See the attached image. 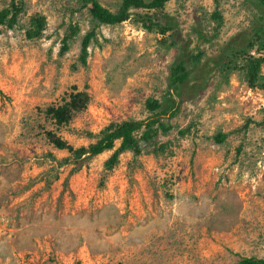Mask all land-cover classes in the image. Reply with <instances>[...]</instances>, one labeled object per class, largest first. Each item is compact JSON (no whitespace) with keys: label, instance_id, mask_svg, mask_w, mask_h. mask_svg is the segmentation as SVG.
<instances>
[{"label":"rangeland","instance_id":"374dc122","mask_svg":"<svg viewBox=\"0 0 264 264\" xmlns=\"http://www.w3.org/2000/svg\"><path fill=\"white\" fill-rule=\"evenodd\" d=\"M10 1L0 0V10ZM21 1L17 23L0 33V264L264 258V87L219 68L231 48L264 27V9L252 0H168L158 15L172 30L147 31L132 16L102 24L82 64L81 38L93 26L88 8L76 0ZM99 2L112 12L121 4ZM37 13L45 26L29 39ZM74 24L78 32L62 52ZM258 48L250 54L264 56ZM179 59L189 75L173 94L178 111L163 118L170 130L156 135L162 150L141 142L139 155L125 151L106 169L118 140L81 163L51 141L52 131L87 148L110 122L147 119L146 99L163 98ZM76 91L88 93L87 105L56 124L46 109ZM219 132L222 142L214 138Z\"/></svg>","mask_w":264,"mask_h":264},{"label":"trees","instance_id":"16d2710c","mask_svg":"<svg viewBox=\"0 0 264 264\" xmlns=\"http://www.w3.org/2000/svg\"><path fill=\"white\" fill-rule=\"evenodd\" d=\"M82 7H87L93 22L92 28L87 31L81 38L79 60L82 64H86L88 56V47L95 37V29L102 24H117L133 17L145 30L156 32L164 35L167 31L172 30V26L168 22H163L158 13L162 11L168 0H121L120 7L117 11L112 12L108 8L101 5L99 0H76ZM262 9H264V0H252ZM10 5L0 10V33L2 27L12 28L18 21V14L22 10L21 0H11ZM145 9V12H132V9ZM212 17L220 20L217 11L212 13ZM220 23V21L218 22ZM45 26V18L37 13L31 17V23L25 30L27 38L31 39L42 35ZM70 31L66 33L62 40L61 51L64 52L68 47V40L78 32L77 25H69ZM171 44L174 45L176 40L173 38ZM259 45V50L264 49V27L255 31L254 38H251L242 48H231L224 60L219 63L221 72L226 76L232 70H238L243 75L244 80L252 88L264 87V74L261 73V63L264 62V56H253L250 54L254 46ZM242 59L241 63L237 60ZM189 71L184 66V61L179 59L174 61L170 67V74L166 91L161 100L149 97L145 101V105L151 112L147 119H129L121 122H110L101 130L99 139L91 143L87 148H73L65 140L61 139L54 132H47L53 144L59 149H67L76 157L74 161L81 163L82 156L87 153L88 156L97 155L105 150H111L115 147V141H119L110 156L104 161L106 169H111L117 162L119 155L125 151H131L136 157L142 152L141 142L148 145L153 144L155 152L156 148L163 149V145L156 142L155 138L158 133H167L171 125L164 121L174 116L178 111V102L173 99V94L180 95L181 85L187 79ZM172 91V92H171ZM89 96L87 92L76 91L70 94L69 100L58 106H49L46 113L51 115L54 122L58 125L68 123L74 113L81 111L87 105ZM140 131L139 134L137 132ZM188 128L179 130L180 135H184ZM216 141L222 142L225 135L221 132L214 136ZM158 143V145H157ZM157 145V146H156ZM69 157L63 159L68 162ZM240 264H264V258H243Z\"/></svg>","mask_w":264,"mask_h":264}]
</instances>
